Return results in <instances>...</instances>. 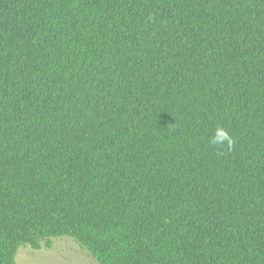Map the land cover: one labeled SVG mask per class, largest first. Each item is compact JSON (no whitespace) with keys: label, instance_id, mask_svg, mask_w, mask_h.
<instances>
[{"label":"trees","instance_id":"obj_1","mask_svg":"<svg viewBox=\"0 0 264 264\" xmlns=\"http://www.w3.org/2000/svg\"><path fill=\"white\" fill-rule=\"evenodd\" d=\"M63 236L264 264V0H0V264Z\"/></svg>","mask_w":264,"mask_h":264},{"label":"rangeland","instance_id":"obj_2","mask_svg":"<svg viewBox=\"0 0 264 264\" xmlns=\"http://www.w3.org/2000/svg\"><path fill=\"white\" fill-rule=\"evenodd\" d=\"M18 264H100L73 237L54 238L51 248L33 249L22 245L16 255Z\"/></svg>","mask_w":264,"mask_h":264},{"label":"clouds","instance_id":"obj_3","mask_svg":"<svg viewBox=\"0 0 264 264\" xmlns=\"http://www.w3.org/2000/svg\"><path fill=\"white\" fill-rule=\"evenodd\" d=\"M210 143L219 146L227 145L228 147H231L233 144V139L225 129L217 128L216 132L210 140Z\"/></svg>","mask_w":264,"mask_h":264}]
</instances>
